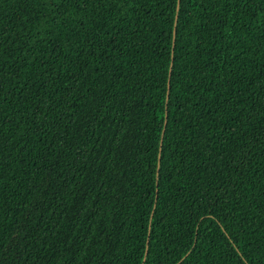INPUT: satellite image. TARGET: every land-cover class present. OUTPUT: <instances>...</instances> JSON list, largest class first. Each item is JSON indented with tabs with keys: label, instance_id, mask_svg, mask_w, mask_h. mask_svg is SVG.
Returning <instances> with one entry per match:
<instances>
[{
	"label": "trees",
	"instance_id": "trees-1",
	"mask_svg": "<svg viewBox=\"0 0 264 264\" xmlns=\"http://www.w3.org/2000/svg\"><path fill=\"white\" fill-rule=\"evenodd\" d=\"M176 4L0 0V264H264V0Z\"/></svg>",
	"mask_w": 264,
	"mask_h": 264
},
{
	"label": "water",
	"instance_id": "water-1",
	"mask_svg": "<svg viewBox=\"0 0 264 264\" xmlns=\"http://www.w3.org/2000/svg\"><path fill=\"white\" fill-rule=\"evenodd\" d=\"M178 6H179V0H177V4H176V14H175V17H174V25H173V31H172V46H173V42H174V38H175V25H176V20H177ZM171 52H172V50H171ZM171 58H172V53H171ZM171 65H172V61L170 62V66H169V70H168L165 108H166V103H167V99H168V92H169V77H170ZM165 123H166V114H165V119H164V125H165ZM162 133H163V131H162ZM162 133H161V135H162ZM160 149H161V139H160V143H159V153H158V159H157V169H158L159 160H160ZM153 208H154V206H153ZM152 214H153V209L151 211L150 218H149L148 232H149V229H150V221H151V218H152ZM147 242H148V238L146 240L145 251H144V255H143V259H142V263L141 264H143V262L145 260L146 253H147Z\"/></svg>",
	"mask_w": 264,
	"mask_h": 264
}]
</instances>
